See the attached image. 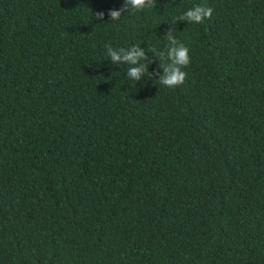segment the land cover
<instances>
[{"label": "trees", "instance_id": "1", "mask_svg": "<svg viewBox=\"0 0 264 264\" xmlns=\"http://www.w3.org/2000/svg\"><path fill=\"white\" fill-rule=\"evenodd\" d=\"M123 4L0 0V264H264V0ZM169 28L178 87L107 57Z\"/></svg>", "mask_w": 264, "mask_h": 264}, {"label": "clouds", "instance_id": "2", "mask_svg": "<svg viewBox=\"0 0 264 264\" xmlns=\"http://www.w3.org/2000/svg\"><path fill=\"white\" fill-rule=\"evenodd\" d=\"M155 6L156 0H124L123 7L118 10L110 9L108 16L111 21H119L125 12L144 11ZM213 11L212 7L197 4L175 17L173 22L186 21L187 24H200L206 18L210 19ZM94 15L97 20H103L105 13L98 11ZM165 38L168 46L164 50L149 46L146 51L140 45H132L128 48H113L111 45H106L107 57L115 64L129 66L126 75L130 81L137 83L148 75L150 79L157 77L159 85L175 88L185 82L187 73L183 69L190 64L191 58L189 48L178 41L173 28L166 31ZM148 52L152 53L153 59L149 58ZM155 59L160 61L159 68L162 69V74L159 71L149 72V64Z\"/></svg>", "mask_w": 264, "mask_h": 264}]
</instances>
